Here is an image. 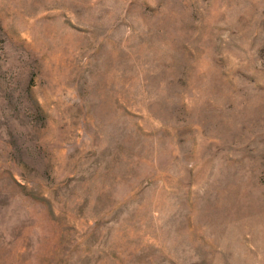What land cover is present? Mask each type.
<instances>
[{
    "label": "rangeland",
    "instance_id": "374dc122",
    "mask_svg": "<svg viewBox=\"0 0 264 264\" xmlns=\"http://www.w3.org/2000/svg\"><path fill=\"white\" fill-rule=\"evenodd\" d=\"M0 264H264V0H0Z\"/></svg>",
    "mask_w": 264,
    "mask_h": 264
}]
</instances>
